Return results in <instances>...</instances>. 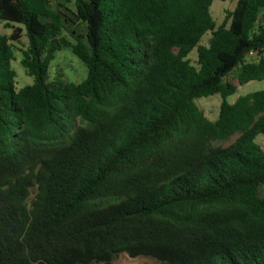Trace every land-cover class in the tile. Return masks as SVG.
Segmentation results:
<instances>
[{"label":"trees","instance_id":"obj_1","mask_svg":"<svg viewBox=\"0 0 264 264\" xmlns=\"http://www.w3.org/2000/svg\"><path fill=\"white\" fill-rule=\"evenodd\" d=\"M214 1L0 0V264H264V0Z\"/></svg>","mask_w":264,"mask_h":264},{"label":"rangeland","instance_id":"obj_2","mask_svg":"<svg viewBox=\"0 0 264 264\" xmlns=\"http://www.w3.org/2000/svg\"><path fill=\"white\" fill-rule=\"evenodd\" d=\"M238 0H215L211 11L214 19L218 24L224 22L226 13L228 10H233L236 7ZM18 27V25H15ZM13 29L11 26H7L5 23L0 21V34L10 35ZM211 37V33H208L203 38V43H207ZM70 39V38H69ZM73 42L72 39H70ZM29 41L26 36V32L23 33V37L20 43H13V49L15 51V59L12 62V67L16 72V83L17 88L21 89L27 85H31L34 79L27 75L26 70L21 65L22 52L28 48ZM190 58L195 61L198 58L197 50H194L190 54ZM259 57L257 55H250L247 57V61H257ZM57 69L63 70L65 78L68 82L80 83L87 76V68L77 58L71 49H65L57 55V59L53 64L52 77ZM237 72L232 74L227 80L238 86L237 93L228 98L230 103H234L241 96H245L249 93L264 90V80L252 81L246 85L240 86L237 80ZM222 103V97L219 94L203 97L196 100V104L205 113V115L212 121H215L219 117L220 107ZM256 142L264 150V134H259L256 138ZM155 260L151 257H138L130 258L127 255H121L116 258L112 264H152Z\"/></svg>","mask_w":264,"mask_h":264}]
</instances>
